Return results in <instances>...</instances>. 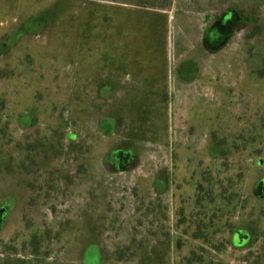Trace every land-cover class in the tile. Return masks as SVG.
<instances>
[{
	"label": "rangeland",
	"instance_id": "374dc122",
	"mask_svg": "<svg viewBox=\"0 0 264 264\" xmlns=\"http://www.w3.org/2000/svg\"><path fill=\"white\" fill-rule=\"evenodd\" d=\"M136 1L139 64L112 110L104 29L120 14L0 0V264H87L95 177L129 199L99 234L104 264H264V0L239 2L218 51L201 0ZM115 146L133 149L124 170Z\"/></svg>",
	"mask_w": 264,
	"mask_h": 264
},
{
	"label": "crops",
	"instance_id": "0c3cea01",
	"mask_svg": "<svg viewBox=\"0 0 264 264\" xmlns=\"http://www.w3.org/2000/svg\"><path fill=\"white\" fill-rule=\"evenodd\" d=\"M106 1L105 7L106 9H110L112 13L120 14L119 16H114L110 18V20L105 21V29H104V87L106 89V97L108 98V102H111V105L114 106L112 110L115 109L116 106L122 104V100L125 94L124 79H125V71L128 68V64H132L133 68L138 67L139 64V50H131L128 47V34L124 32L123 25L125 26V21H127L128 14L130 16L129 22L135 24L139 22V20H143L142 14L145 9L144 6L140 5L138 1H118V0H104ZM187 1V0H184ZM241 0H201L204 2V6L200 8V13L202 14V21L205 20V23H210V26L217 23L219 20L221 23H227L229 20L235 18V24L240 23L241 17L239 13L240 2ZM211 9V13L208 16V10ZM213 9L220 10V13L214 15ZM205 10V11H204ZM127 11V12H126ZM228 11H232L230 15ZM214 15V16H213ZM128 16V17H129ZM208 18V19H207ZM210 28L204 34V45L209 48L207 43V36ZM232 34V33H231ZM230 34V35H231ZM230 35L228 39L230 38ZM135 35L133 36V38ZM227 39V40H228ZM212 48L211 50H219L221 46ZM210 49V48H209ZM131 51V52H130ZM145 78L142 74L141 80ZM110 120L113 122L112 126L118 130L116 118H122V115L113 114L110 116ZM120 131H116L119 133ZM135 146V145H134ZM109 150V149H108ZM107 150V153H108ZM112 154L115 155V167L120 168L119 159L116 156L118 152H124L133 156V149L115 146L113 149L109 150ZM133 158V157H132ZM131 160V159H130ZM130 163V161H129ZM128 163V164H129ZM95 167H97L95 165ZM128 167V166H127ZM105 168V167H104ZM124 170V169H121ZM113 180V181H112ZM119 180V181H117ZM101 183L97 182V178H94V181L90 183V222H89V246H88V257L84 263L92 264H104V252H103V239L99 235L100 233H106L108 229V218L110 216V210L113 207L118 211H122L123 207L122 203L124 201L129 200L128 196H123L121 193H109L108 186L120 184V179H113L109 177H104L101 179ZM102 185L104 187L102 188ZM99 190V191H98ZM92 191L94 193H92ZM132 197V196H131ZM133 199H137L138 196L132 197ZM158 209V208H157ZM123 211L121 212V214ZM105 220L103 221L102 219Z\"/></svg>",
	"mask_w": 264,
	"mask_h": 264
},
{
	"label": "trees",
	"instance_id": "16d2710c",
	"mask_svg": "<svg viewBox=\"0 0 264 264\" xmlns=\"http://www.w3.org/2000/svg\"><path fill=\"white\" fill-rule=\"evenodd\" d=\"M235 25H236L235 18L232 20H229L227 23H221V21L219 20L217 23L213 24L210 27V30L207 36V43L209 47L216 48L222 45L223 43H225L229 35L232 33ZM116 156L119 159L120 168L126 169L130 161L129 154L120 151L116 153ZM2 225H3V219L0 217V229Z\"/></svg>",
	"mask_w": 264,
	"mask_h": 264
}]
</instances>
